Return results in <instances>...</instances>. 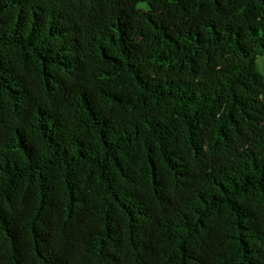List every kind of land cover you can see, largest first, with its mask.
Listing matches in <instances>:
<instances>
[{
    "label": "trees",
    "instance_id": "1",
    "mask_svg": "<svg viewBox=\"0 0 264 264\" xmlns=\"http://www.w3.org/2000/svg\"><path fill=\"white\" fill-rule=\"evenodd\" d=\"M263 55L264 0H0V264H264Z\"/></svg>",
    "mask_w": 264,
    "mask_h": 264
},
{
    "label": "rangeland",
    "instance_id": "2",
    "mask_svg": "<svg viewBox=\"0 0 264 264\" xmlns=\"http://www.w3.org/2000/svg\"><path fill=\"white\" fill-rule=\"evenodd\" d=\"M141 6L146 7L145 4H141ZM256 65H257V70L259 71V73L264 75V55L257 57Z\"/></svg>",
    "mask_w": 264,
    "mask_h": 264
}]
</instances>
